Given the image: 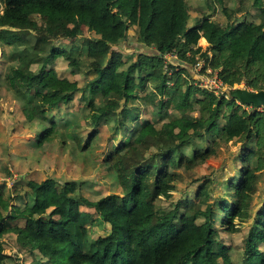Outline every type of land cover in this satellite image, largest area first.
<instances>
[{
    "label": "trees",
    "instance_id": "16d2710c",
    "mask_svg": "<svg viewBox=\"0 0 264 264\" xmlns=\"http://www.w3.org/2000/svg\"><path fill=\"white\" fill-rule=\"evenodd\" d=\"M216 1L221 23L188 0H0V45L15 49L1 62L36 127L29 143L88 152L102 127L111 131L98 166L109 193L52 177L0 184V264H264V110L202 88L190 71L203 63L201 76L264 93V0ZM130 39L144 50L120 57ZM100 55L109 58L93 66ZM234 144L237 177L185 180ZM95 225L108 233L93 238ZM221 234L242 246L218 257ZM8 235L19 254L6 251Z\"/></svg>",
    "mask_w": 264,
    "mask_h": 264
},
{
    "label": "rangeland",
    "instance_id": "374dc122",
    "mask_svg": "<svg viewBox=\"0 0 264 264\" xmlns=\"http://www.w3.org/2000/svg\"><path fill=\"white\" fill-rule=\"evenodd\" d=\"M190 4L204 12H212L214 20L218 22H223L224 18L221 14V10L218 9L217 13H214V7L212 4L217 2L216 0H188ZM226 4L229 7H235V0H226ZM194 17L196 16L193 13ZM133 36V33H131ZM130 36V37H131ZM83 38H90L88 32L84 31L82 34ZM35 39V38H34ZM200 47L203 49L207 48V44L204 40H201L199 43ZM122 51L120 57H124L127 54L136 52H142L143 47L137 46L134 40L130 39L127 42H124L118 49ZM146 51V50H145ZM151 52V51H147ZM15 53V49L8 46L0 45V104H1V113H0V184L7 183L8 189H24L25 183H18V180L22 178L23 180H35L41 182L47 178H55L60 182L67 181H83L92 183L95 185L94 190L98 191L100 194H106L108 188L111 187L110 183H107L104 178L107 176L106 171H102L98 168L99 164L102 163L106 152L108 151V138L110 136V128L102 127L99 135L95 139L94 143L91 146V149L88 152L80 151H71L69 149L63 150L57 144L45 145L43 151L38 152L34 146L29 142L31 139H34V132L36 127L26 123L23 114L22 107L14 102L9 94L8 87V73L11 70V64L6 62H1L4 60V56L11 57ZM109 56L100 55L98 61L92 60V65L96 67L102 66ZM61 65L64 64V61L60 62ZM200 70V68H198ZM190 69L191 74L197 80L201 81L200 85L204 83L212 84L215 79L213 77H202L199 73L200 71ZM79 81L81 84L84 82V77L72 78ZM226 94L230 98H236L252 102L254 108L259 110H264V99L255 97L254 95H260V93H254L247 89L244 85H237L234 88H228ZM249 109V108H248ZM73 109H67L65 112V117L69 118ZM62 113L60 116L62 117ZM144 118H149V115L144 116ZM89 131L85 132V137L88 135ZM121 137H119V140ZM202 143H197L195 146L200 147ZM239 144H234L229 148H223V152L217 159L210 160L206 165L202 167H197L193 172L187 173L185 175V180L190 183L197 181L196 179L200 177H205L213 175L214 172H217V178L220 180H226L233 176H238L234 169V164H232V155H236ZM185 153L192 155V149H185ZM8 173L13 174V180L9 177ZM17 181V183H16ZM261 187L264 189V178L262 179ZM222 189V188H221ZM219 189L217 194H222V190ZM197 187H192L189 189V193H195ZM188 193V191H187ZM176 199L180 195L175 196ZM260 197L264 198V193ZM190 200H195L192 195L189 197ZM259 201V199L257 200ZM193 210H188V213L191 215ZM109 225L102 226L95 225L91 227V236L97 238L99 236H104L108 233ZM4 241V247L8 254L14 256L20 253L19 248L15 242L13 235H8L1 238ZM6 241V242H5ZM243 244V239L241 236L231 237L226 234H221L218 243L214 246V250L218 257H221L225 253L223 246H236L240 247ZM261 245L257 244L255 251L251 253L252 257L260 259L258 254V249ZM231 255L233 259H237L236 256L239 255V250H235V247L232 248ZM25 262L29 261L24 258ZM26 264V263H25Z\"/></svg>",
    "mask_w": 264,
    "mask_h": 264
},
{
    "label": "built area",
    "instance_id": "2783aa9c",
    "mask_svg": "<svg viewBox=\"0 0 264 264\" xmlns=\"http://www.w3.org/2000/svg\"><path fill=\"white\" fill-rule=\"evenodd\" d=\"M203 65H204L203 63H199V64H197V66L195 67V69L198 70V68H200V70H198V71L201 72ZM195 69H194V70H195ZM207 72H208L209 74L212 73V71H211L210 69H209ZM199 74H200V73H199ZM202 77L206 78V77H210V76H202ZM213 79H215V81H214L212 84L204 83V82H203V84H202L201 87L204 88V89H208V90H210V91H213V92H215L217 95H221V94L225 93V91L228 89V87H226V86H225V85H224V84L218 79L217 76H214ZM200 83H202V79H201Z\"/></svg>",
    "mask_w": 264,
    "mask_h": 264
},
{
    "label": "water",
    "instance_id": "95a60500",
    "mask_svg": "<svg viewBox=\"0 0 264 264\" xmlns=\"http://www.w3.org/2000/svg\"><path fill=\"white\" fill-rule=\"evenodd\" d=\"M255 97H258V98H260V99H264V93H260V95H254Z\"/></svg>",
    "mask_w": 264,
    "mask_h": 264
}]
</instances>
